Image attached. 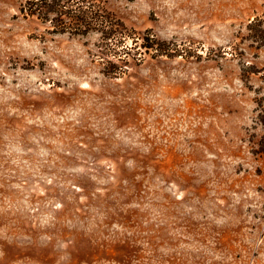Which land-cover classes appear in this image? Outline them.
<instances>
[{
	"label": "rangeland",
	"instance_id": "rangeland-1",
	"mask_svg": "<svg viewBox=\"0 0 264 264\" xmlns=\"http://www.w3.org/2000/svg\"><path fill=\"white\" fill-rule=\"evenodd\" d=\"M32 1L0 0V264H264V0H77L173 53L125 61Z\"/></svg>",
	"mask_w": 264,
	"mask_h": 264
},
{
	"label": "trees",
	"instance_id": "trees-1",
	"mask_svg": "<svg viewBox=\"0 0 264 264\" xmlns=\"http://www.w3.org/2000/svg\"><path fill=\"white\" fill-rule=\"evenodd\" d=\"M33 8L30 9L33 14L39 16V18L45 19L47 21H51L55 24V26L63 27V32H73V33H81L85 30H78L77 28H95L98 32H100L103 36L102 40L105 41L106 46H112L113 51H116V47H119V43L113 44L115 38H122L125 43L128 38H132L135 46L127 45V43L122 44V48L120 52H115L111 55L118 57L117 60L125 61L123 57L119 53L126 54L128 57L131 56L133 60L137 58V54L132 53V51H139L142 49V53L144 51H155L156 57L158 56H172L173 53L165 48L167 43L164 41H160L155 35H147L144 37L134 36L130 34L124 33L123 30H126L127 27L125 24L119 20L113 21L111 16H105L102 14L104 10L100 8L87 11L84 7V2H80L77 0H36L30 3ZM99 7V6H98ZM91 14V16L89 15ZM53 15L50 19V16ZM91 24H94V27H91ZM250 31L253 33L252 37L264 46V19H255L249 25ZM142 40V42H140ZM116 44V45H115ZM140 44V46H139ZM111 52V51H110ZM141 53V52H140ZM112 63V61H109ZM259 107V121L264 125V98L258 103ZM258 154L263 158L264 161V139L259 143V149L257 151Z\"/></svg>",
	"mask_w": 264,
	"mask_h": 264
}]
</instances>
